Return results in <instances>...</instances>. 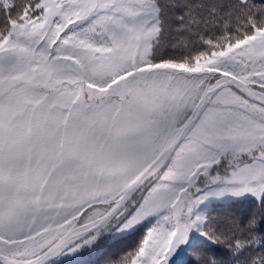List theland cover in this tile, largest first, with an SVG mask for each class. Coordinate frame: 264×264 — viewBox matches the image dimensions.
<instances>
[{"label": "rangeland", "instance_id": "1", "mask_svg": "<svg viewBox=\"0 0 264 264\" xmlns=\"http://www.w3.org/2000/svg\"><path fill=\"white\" fill-rule=\"evenodd\" d=\"M38 9L0 43V254L15 260L39 255L85 206L92 207L80 224L105 214L100 204L115 201L154 160L211 89L209 80L229 76L264 94V27L186 66H152L160 22L151 0H40ZM82 34L93 40L86 43ZM54 43L53 59L41 58ZM54 68L72 69L75 79L91 85L67 113L58 154L57 137L49 135L53 111L39 110L47 98L56 103L66 97L55 95L58 80L47 83L45 75ZM97 83L105 87L97 89ZM10 84L17 88L9 93ZM22 102L34 105L41 123L22 119L17 113ZM189 134L166 170L107 231L85 238L50 264L79 259L90 244L96 248L144 224L149 227L144 244L131 264H176L192 239L207 242L196 214L200 204L264 196V108L227 87ZM123 140L128 152L121 154Z\"/></svg>", "mask_w": 264, "mask_h": 264}, {"label": "trees", "instance_id": "2", "mask_svg": "<svg viewBox=\"0 0 264 264\" xmlns=\"http://www.w3.org/2000/svg\"><path fill=\"white\" fill-rule=\"evenodd\" d=\"M151 1L159 11L160 22L158 35L151 44L149 60L152 66H186L201 56L221 52L225 47L246 39L257 28L264 27V0ZM39 3L40 0H8L5 5L0 1V43L8 36L13 26L20 24L24 18L39 13ZM70 31L71 29L64 31L62 36ZM81 37L86 43L93 40L88 35L82 34ZM55 44L51 47V54L42 53L41 58L54 57ZM66 72L70 76L63 78ZM66 72L54 68L45 75L46 79L49 78V85L58 80L55 86L60 89L55 95L60 98L58 94L61 93L66 97L58 99L56 103L47 98L39 107L40 112L46 108L53 111L51 118L55 129L51 128L49 135L54 134L57 137L54 143L57 154L61 153L57 148L64 140V136L60 134L63 133V125L68 122L67 113L79 106L80 97L86 92L85 86H91L88 82L75 79L74 77L78 78V73L72 69ZM10 85L6 92L17 88L16 85ZM103 87L105 85L97 83V89L101 90ZM0 99L2 100V97ZM36 112L31 102H22L17 110L26 122L41 123L37 114L34 115ZM42 127L44 125L39 126V129ZM126 143L125 140L121 142V154L123 151L128 152V149H125ZM82 211H77L75 216ZM196 214L207 242L192 239L185 247L186 256L176 264H264V196L260 199L231 202L208 201L197 207ZM142 226L119 238L108 237L96 248L93 247L94 244H90L79 259L74 258L63 264H131L141 251L149 228L145 224ZM105 231L107 228L98 233Z\"/></svg>", "mask_w": 264, "mask_h": 264}, {"label": "water", "instance_id": "3", "mask_svg": "<svg viewBox=\"0 0 264 264\" xmlns=\"http://www.w3.org/2000/svg\"><path fill=\"white\" fill-rule=\"evenodd\" d=\"M225 87H230L235 91H238L248 101H252L257 105L264 107V94L257 93L250 87H246L238 80H234L230 77H220L214 81L210 90H205L199 99V102L192 110V114L185 120L184 124L172 136L164 145L160 154L153 160L125 189L122 195L111 205V208L102 217L95 219V221L85 223L84 225H78L79 218L86 211L78 217V220L74 223L73 227L69 229L60 239H58L50 248L40 253L38 257L29 260H15L8 256L0 254V264H48L53 260L61 256L65 250L73 247L80 240L85 239L89 235L95 233L97 230H101L106 227L120 211H122L128 204V202L137 195L139 189L147 184L150 179L155 177L161 172V169L168 163L172 153L178 148V145L188 135L189 131L196 124L197 120L203 114L204 109L211 102L214 95Z\"/></svg>", "mask_w": 264, "mask_h": 264}]
</instances>
